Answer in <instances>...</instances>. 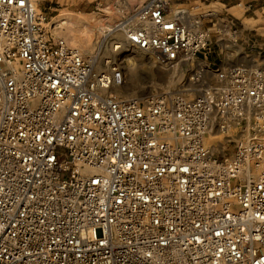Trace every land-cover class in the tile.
<instances>
[{"label":"built area","instance_id":"1","mask_svg":"<svg viewBox=\"0 0 264 264\" xmlns=\"http://www.w3.org/2000/svg\"><path fill=\"white\" fill-rule=\"evenodd\" d=\"M173 1L142 0L127 29L171 65L206 48ZM40 4L0 0V264H264V175L236 180L240 159L201 141L211 117L264 108V82L118 97L122 68L53 40Z\"/></svg>","mask_w":264,"mask_h":264},{"label":"rangeland","instance_id":"2","mask_svg":"<svg viewBox=\"0 0 264 264\" xmlns=\"http://www.w3.org/2000/svg\"><path fill=\"white\" fill-rule=\"evenodd\" d=\"M137 2L139 0H41L39 9L53 40L62 37L53 35L48 24L61 12L88 17L96 46L84 52V59L88 61L90 56L98 54L105 39L106 50L102 51L98 68L106 72L107 62L122 68L130 85L121 90L114 88V93L136 97L142 91H147L143 96L194 99L210 89L229 87L230 72L234 69H241L248 80L264 82V0H174L172 8L185 13L182 23L195 38L206 43V48L196 53L195 61H180L176 68H164L168 73L165 77L158 76L147 66L135 64V76L132 78L128 70L131 56L126 53L116 61L111 55V47L117 50L116 53L122 51L121 47H115L121 46L122 40L127 37L118 29L123 28L127 33L128 19L140 6L136 5ZM133 27L130 22L129 28ZM115 28L119 32H113ZM251 107L246 106L241 117L227 113L223 117H211L212 122L203 136V143L210 154L220 161L233 163L240 159L242 166L246 163L245 157L252 158L254 167H261V176L264 162L258 163L252 153L240 152V147L254 143H259L254 146L264 147V108ZM247 134L248 142L244 140Z\"/></svg>","mask_w":264,"mask_h":264},{"label":"bare ground","instance_id":"3","mask_svg":"<svg viewBox=\"0 0 264 264\" xmlns=\"http://www.w3.org/2000/svg\"><path fill=\"white\" fill-rule=\"evenodd\" d=\"M133 1L136 2V0H133ZM141 3H142V0H139V2H137L136 5H141ZM48 27H50L53 35L62 37L64 39V41H66V44L69 47L77 49L83 58H84V55H83L84 52L91 50L94 47V45L96 46V44L93 43V31H92V29H90V26L88 23V17H86V16L79 15V14L74 15L72 13H69L68 11H63L58 16H56L51 23L48 24ZM118 30H120V33L123 36L127 37L128 31L126 33V31L123 28L118 29ZM118 30L115 28L113 32H119ZM102 34L104 36V33H102ZM62 38H60V39H62ZM103 41L104 42H102V44L100 45V48L98 49L99 50L98 54L95 53L96 55L93 54L92 56H90V61L92 62L94 68L100 72L103 71L102 69L98 68L100 60H101L100 57H101L103 49L106 50L105 39ZM120 47L122 49V51L120 53L119 52L116 53L117 50H114L111 47V55H112V57H114V59L116 61L119 60V58L124 56L126 53L131 56L130 57V63L128 65V70H129L132 78L135 76V64L136 65L138 64L140 66L141 65L147 66L149 69L154 71L158 76H164V77L168 74L164 68H167L169 66L168 69L170 70L171 69L170 66H173L172 68H176V66H178L180 64V63H175V64L173 63V65H171L170 63H162V62H160L161 59H163V61H166V60H164V58L162 56H160L159 54L148 53V52L142 51V50L136 48L135 46L131 45L127 41L126 38H124L122 40ZM187 62L188 61H186V63ZM109 63L110 62L106 63L107 69L105 71L110 70L111 65ZM124 79H125L124 85L121 88H116L117 90L125 89L127 86H130L129 84H127L126 78H124ZM112 93H114V92H112ZM147 93H148L147 91H142V93H140L141 95L136 96V97H128L126 95L124 96L122 94H119V92L118 93L116 92L114 94L117 95L118 97H122V98L144 99L147 96H143V95H146ZM234 111L235 110H233L231 112H227V114H232V116H233ZM234 120H236V119H234ZM224 123L226 124L225 121H224ZM225 127H227V124ZM206 132L207 131L203 132L201 135V141H202L203 146H204L203 136ZM244 140H247V142H248V140H249L248 134ZM204 148H205V146H204ZM245 161H246V163H245L246 166H245V164L242 166L237 165L238 175H237L236 179L239 178L241 180V181L239 180L240 182L244 183V182H248V181H252V180H256V179L258 180V178H260L261 176L264 175V173H263L260 176V173H262V169H261V167H259V168L254 167V163H252V158L245 157ZM230 164H232V163H230ZM239 175H240V177H239ZM241 178H243V179H241ZM233 182L235 183V180Z\"/></svg>","mask_w":264,"mask_h":264}]
</instances>
